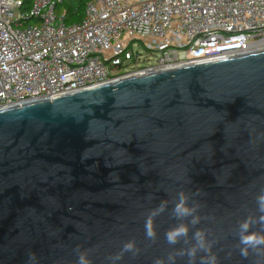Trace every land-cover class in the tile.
Listing matches in <instances>:
<instances>
[{"label":"water","instance_id":"1","mask_svg":"<svg viewBox=\"0 0 264 264\" xmlns=\"http://www.w3.org/2000/svg\"><path fill=\"white\" fill-rule=\"evenodd\" d=\"M262 189L264 50L0 110V264H74L77 246L109 264L129 240L140 253L117 264H154L187 247L164 237L181 190L219 264H264L235 235ZM162 200L152 242L144 222Z\"/></svg>","mask_w":264,"mask_h":264},{"label":"built area","instance_id":"2","mask_svg":"<svg viewBox=\"0 0 264 264\" xmlns=\"http://www.w3.org/2000/svg\"><path fill=\"white\" fill-rule=\"evenodd\" d=\"M68 1L0 0V110L264 50V0H92L75 24Z\"/></svg>","mask_w":264,"mask_h":264},{"label":"clouds","instance_id":"3","mask_svg":"<svg viewBox=\"0 0 264 264\" xmlns=\"http://www.w3.org/2000/svg\"><path fill=\"white\" fill-rule=\"evenodd\" d=\"M199 193L197 192L196 195ZM153 197L149 195V199ZM257 211L259 216L249 214L245 219L239 222L238 230L235 235L238 237L236 247L242 257H249L250 252L258 256L264 255V233L260 231H250L252 227L260 223L264 228V189L256 197ZM200 205L193 202L192 195L186 194L183 190L177 193V199L170 209V216L177 223L169 227L164 237L170 246L183 244L187 247H181L167 255V258H158L154 264H176L178 258L187 257V264H219L218 256L213 252L216 244L215 240L209 239L206 229L197 227L201 224V216L199 214ZM169 211L168 202L161 201L158 206L151 209L144 222L145 237L155 242L158 239V232L154 227V219L161 214ZM195 228L191 236V229ZM76 259L74 264H93L90 250H83L79 246L74 249ZM131 254L136 257L140 253V249L136 246L134 240L125 242L121 250L115 254L105 257L109 264H117L121 261L125 254ZM26 264H39L37 255L33 252L28 253Z\"/></svg>","mask_w":264,"mask_h":264},{"label":"trees","instance_id":"4","mask_svg":"<svg viewBox=\"0 0 264 264\" xmlns=\"http://www.w3.org/2000/svg\"><path fill=\"white\" fill-rule=\"evenodd\" d=\"M31 0H25L29 4ZM92 0H69L65 3V20L67 24L80 23L83 20L86 5Z\"/></svg>","mask_w":264,"mask_h":264},{"label":"rangeland","instance_id":"5","mask_svg":"<svg viewBox=\"0 0 264 264\" xmlns=\"http://www.w3.org/2000/svg\"><path fill=\"white\" fill-rule=\"evenodd\" d=\"M65 10H66V7H65ZM65 10H64V7H63V9L60 10V13H62V11L65 12ZM133 51L135 53H139L141 55L142 60H143V64H147V63L154 64V62L156 61L157 57L159 56L157 53L156 54H150V53L144 51V49L141 46H139V45H135L133 47Z\"/></svg>","mask_w":264,"mask_h":264}]
</instances>
